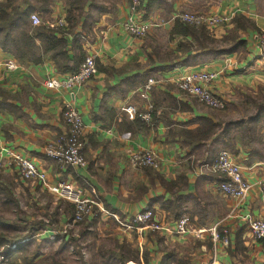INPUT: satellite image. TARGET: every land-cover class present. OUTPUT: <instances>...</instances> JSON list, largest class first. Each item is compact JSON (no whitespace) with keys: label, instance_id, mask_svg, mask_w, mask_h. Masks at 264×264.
<instances>
[{"label":"crops","instance_id":"crops-1","mask_svg":"<svg viewBox=\"0 0 264 264\" xmlns=\"http://www.w3.org/2000/svg\"><path fill=\"white\" fill-rule=\"evenodd\" d=\"M90 3L86 1L84 11L99 17L88 19L82 47L86 56H94L97 73L74 88V97L68 90L44 85L47 79L68 74L57 70L50 53L41 56L36 49V56L42 59L36 63L16 58L0 47V157L7 159V150H11L31 159L46 174L44 182L23 180L15 166L1 168L0 192L7 195L0 193V200H12L18 208L27 203L43 208L61 230L72 215L67 214L71 203L57 199L47 186L72 182L102 209L85 224L112 222L116 248L136 252V264H264V242L252 238L247 224L249 218H264V193L258 186L264 180L263 130L257 153L252 152V145L240 144L237 134H233L235 146L227 149L215 141L216 135L204 141L196 133L200 118L223 122L239 109V99L262 91L264 60L256 37L264 32V0H164L151 13L146 12L147 0H143L142 19L150 23L143 38L130 36L120 27L129 0H96L95 7ZM13 5L20 10L31 8L45 26L65 18L67 12L65 0H13ZM176 10L241 13L258 30L240 31L246 42L244 51L218 57L194 48L182 51L178 44L190 38L176 35L169 39L173 21L165 17ZM231 27L230 22L210 33L221 38ZM71 42L68 35L70 55ZM194 70L219 71L210 87L224 100L223 110L211 109L178 89L176 82ZM148 78L156 82L144 99L139 90ZM66 102L83 118V167L62 166L44 153L66 130L62 115ZM148 102L153 105L150 125L125 112L127 105L142 112ZM143 149L155 153L158 169L130 164L129 153ZM223 150L240 164L243 177L252 184L244 200L221 193L222 177L202 166ZM145 207L168 230L121 225ZM182 214L190 218V232L177 234L174 223ZM213 228L219 236L216 241L210 233ZM198 230L203 231L197 234Z\"/></svg>","mask_w":264,"mask_h":264},{"label":"built area","instance_id":"built-area-1","mask_svg":"<svg viewBox=\"0 0 264 264\" xmlns=\"http://www.w3.org/2000/svg\"><path fill=\"white\" fill-rule=\"evenodd\" d=\"M142 4L143 0H129L128 13L120 24L124 32L135 38H143L150 27V23L142 19ZM173 18L184 23L203 25L211 32L216 27L225 26L230 23L232 15H217L208 12H180L174 14ZM30 20L33 26L40 24L38 15L34 13L30 15ZM66 25L65 18H59L52 24V26L59 28L66 27ZM256 40L260 56L264 60V32H260ZM96 73L95 58L92 55H88L81 62L78 70L73 73H68L61 78L47 79L44 85L48 88L68 90L71 96L74 97V88L83 84ZM218 75L219 71L194 70L180 78L176 82V85L182 93L195 98L199 103L211 109L223 110L225 108L224 100L214 94L210 87ZM155 82L153 78H148L139 90L140 97L147 99ZM152 111L153 105L150 102L146 104L145 110L142 112H138L133 105H127L125 107V112H127L130 118H139L147 125L151 124ZM62 115L66 130L51 144L46 146L44 153L48 158L62 166L83 167L86 164L81 139L84 128L83 118L71 102L65 103ZM7 152V159L0 157V169L15 166L21 179L45 181L46 174L44 170L37 166L31 159L24 158L11 150H7ZM129 162L136 168H159L158 159L151 150L131 151L129 153ZM202 166L209 173L218 174L222 177L218 187L220 192L226 196L237 200H244L252 187V184L243 177L240 164L234 161L231 154L226 150L221 151L215 158L204 163ZM258 186L262 193H264V180H259ZM47 187L57 199L65 200L73 205V212L70 219L64 224L61 230L58 232L55 231V233H65L67 227L84 221L85 219L93 218L97 215L98 211L100 212L102 210L100 207H96L98 204L94 199L85 196L82 189L72 182H59ZM247 224L252 238L257 242H264V218H249ZM121 225L127 229L133 227L142 229L143 227H147L152 231L168 230L167 226L156 219V216L149 207H145L141 211L136 212L128 219L127 223H121ZM46 231L49 232V230ZM174 231L177 234L190 232V218L187 214H182L175 221ZM202 231L198 230L196 233L199 234ZM210 233L214 241L219 239L215 228ZM222 241L226 245L228 242L227 237H224ZM14 246L13 244L10 247L12 248ZM2 250L3 246L0 248V252ZM0 264L13 263L1 253Z\"/></svg>","mask_w":264,"mask_h":264},{"label":"trees","instance_id":"trees-1","mask_svg":"<svg viewBox=\"0 0 264 264\" xmlns=\"http://www.w3.org/2000/svg\"><path fill=\"white\" fill-rule=\"evenodd\" d=\"M86 1L65 0L67 26L63 28L43 24L33 26L30 20L31 8L20 10L18 6L13 5V0L0 1V47L16 58L30 59L36 63L42 61L41 57L36 56V49H40L41 56L46 53L51 54L58 71L62 73L75 72L86 57L82 40L88 32V19L93 17V21H95L99 17L93 16L91 10L84 11ZM90 2V7L97 6L96 0H90ZM157 3L158 0H147L146 12L149 13ZM79 23H81L80 30L77 29ZM231 23L232 27L228 29L227 33L221 38H216L203 25L184 23L175 19L169 32V39H173L176 35L184 38L189 37L190 40H186V43L178 44V50L194 48L213 57L244 51L246 42L241 37L240 31L258 30V28L250 18L241 13H235ZM68 35L72 38L71 55L67 49ZM36 40L39 41V44H36ZM259 88L262 91L249 97L253 98V102L242 116L216 123L207 117L200 118V127L196 130L199 138L206 141L212 135H216L217 143L221 142L227 149H233L235 146L233 134H237L240 144L252 145V152L257 153L256 144H259L261 140L259 131L264 129V86ZM67 209V214L72 213L73 205L67 204ZM86 221L87 219L83 222ZM4 245H8V240L6 235L0 232V248ZM12 251L10 248H5L4 253L9 256ZM95 257L98 258V263L95 261ZM129 261H138V254L128 249L125 250L123 246H118V249L97 250L92 254L91 264H127Z\"/></svg>","mask_w":264,"mask_h":264},{"label":"rangeland","instance_id":"rangeland-1","mask_svg":"<svg viewBox=\"0 0 264 264\" xmlns=\"http://www.w3.org/2000/svg\"><path fill=\"white\" fill-rule=\"evenodd\" d=\"M162 1L164 0H158L153 8L160 7L158 4ZM180 12L189 11L176 10L174 14ZM173 15L167 14L165 17L172 19ZM174 20L173 18L172 21ZM237 102L239 109L234 111L230 118L245 114L246 109L250 108L253 98H242ZM262 130L264 133V129ZM261 132L260 130L259 133L261 134ZM0 193L4 196L7 195V192ZM8 194L12 197L10 192ZM21 205L19 204L18 208L17 203L12 200H0V232L4 233L8 240V245L3 246L0 254L3 253L13 264H91L92 254L97 250L116 249L115 239L112 235L115 232V226L112 222L105 225V222L100 220L88 225L81 221L67 227L65 233H55L60 228L56 222L51 221L52 217L43 212V208L28 203L24 204V207ZM46 230H50L51 234ZM13 244L15 246L11 248L10 246ZM5 248L13 250L11 255L7 256L4 253ZM95 261L99 262L97 257H95ZM132 263L136 264L137 262L132 261Z\"/></svg>","mask_w":264,"mask_h":264}]
</instances>
